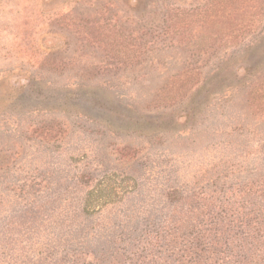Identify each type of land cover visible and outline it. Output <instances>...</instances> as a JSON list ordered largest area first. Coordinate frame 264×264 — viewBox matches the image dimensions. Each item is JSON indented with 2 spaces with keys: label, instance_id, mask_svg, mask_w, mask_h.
<instances>
[{
  "label": "rangeland",
  "instance_id": "obj_1",
  "mask_svg": "<svg viewBox=\"0 0 264 264\" xmlns=\"http://www.w3.org/2000/svg\"><path fill=\"white\" fill-rule=\"evenodd\" d=\"M229 202L204 264H260L264 0H0V264H188Z\"/></svg>",
  "mask_w": 264,
  "mask_h": 264
},
{
  "label": "trees",
  "instance_id": "obj_2",
  "mask_svg": "<svg viewBox=\"0 0 264 264\" xmlns=\"http://www.w3.org/2000/svg\"><path fill=\"white\" fill-rule=\"evenodd\" d=\"M231 206H233V208H231ZM245 207V208H244ZM228 208L233 211L232 214L230 215H223L222 213L225 212H221L218 214V218L217 219H211V220H202L201 222L197 221L199 226L201 227V230H198V232H194L191 231L190 232V237H188V235L185 234V231L181 234V235H177L175 233V235H173V242H172V248L173 247H182V250H179V253L182 257H188V264H194V263H198V261H202L204 264L206 263V260H211L213 256H218L219 252L216 249L217 244L219 243L218 241H213V240H220L222 236L227 235V230L228 228H231L232 232L228 237L231 238L232 240H238V239H234L233 237H235V233H234V222L238 221L241 223H244L243 225H245V221H243V219H247L251 217V214L253 213L252 209H248V208H252V207H247V206H241L238 205L237 207L235 206L234 203L229 202L228 203ZM227 214V213H225ZM199 216V215H198ZM197 216V217H198ZM262 217H264V214H261ZM236 218L235 220H229V222H226V218ZM219 218H223L222 221V225L217 224V221ZM212 220H217V221H212ZM214 227L220 229L217 230ZM193 229H198V227H193ZM222 229V230H221ZM238 231V230H237ZM237 231H235L237 233ZM195 233V234H194ZM247 235V234H246ZM227 238V239H228ZM241 242V238L239 239ZM243 240V239H242ZM230 241V240H229ZM228 243V242H227ZM226 247L228 249H232L229 246V243L226 245ZM239 246L235 247L238 248ZM227 249V250H228ZM173 254L175 252V250H172ZM209 254H211V256H209ZM227 258L223 259L222 262L224 261V264H228L229 262H234L233 264H237L236 261H238L239 263L241 262V264L244 263V260L241 261L240 260V256L234 254V252H229L227 254ZM259 256V255H258ZM257 256V257H258ZM262 257V258H261ZM261 257L257 258L260 262V264H264V254L261 255ZM184 260V259H183ZM198 260V261H197ZM231 260H236V261H231ZM185 261V260H184ZM221 260L214 262V264H221L222 263ZM251 264V262L249 263Z\"/></svg>",
  "mask_w": 264,
  "mask_h": 264
}]
</instances>
